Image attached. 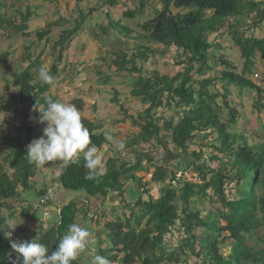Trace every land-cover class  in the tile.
I'll list each match as a JSON object with an SVG mask.
<instances>
[{
  "label": "trees",
  "instance_id": "16d2710c",
  "mask_svg": "<svg viewBox=\"0 0 264 264\" xmlns=\"http://www.w3.org/2000/svg\"><path fill=\"white\" fill-rule=\"evenodd\" d=\"M158 1L162 7L157 9L155 17L140 26L141 31L136 39L144 42L135 46L131 57L123 51L113 59L119 70L138 74L131 93L147 105L138 117L127 115L140 130L125 146L143 144L153 150H138L134 163L108 157L105 174L98 180L85 179L87 170L83 167L82 157L78 163L64 164L57 182L67 193L74 192V198L64 204L56 205L46 189L38 192L31 182L38 167L28 162L26 142L33 140V132L38 125L45 124L39 123V119L30 118L26 110L21 112L22 106L46 107L45 96L57 100L50 93L55 80L48 85L34 78L32 69H38V78L41 68L36 60L39 58L32 59L33 62L15 77L13 86L18 90L2 106L5 112H21L22 119L17 127L18 135L7 137L10 151L4 157V162L12 173L0 165V264H13L18 255L11 249L10 239H16L13 236L9 238L10 229L5 223L15 213L11 201H18L22 192L32 189L40 208L48 210L49 206L54 205L59 212H55L56 217L47 228L40 229L36 235L31 232L25 234L22 241L36 237L49 251L56 247L80 212L90 219H97L100 213V216H105L101 204L108 196H113L120 197L119 202L129 209V215L126 218L117 215L115 219H106L104 230L108 232L109 241L106 249H100L99 253L107 257L110 264H184L190 256L195 258V264H199L200 260L202 264H264V238L258 237L261 228L264 233V142L255 147L243 132L231 131L241 116L239 103L237 105L234 101L231 104L234 95L232 87L240 94L245 91L253 93L255 111H264V79L258 83L251 77L256 55L261 53L264 56V38L246 34L247 30L254 31L264 23V0ZM106 2L110 6L117 4V0ZM172 8L185 11L173 13ZM18 10L20 23L15 24L16 18L12 21L0 15V28L8 24L19 31L26 29L32 14L29 9L26 12ZM133 15L132 11L127 10L123 17ZM86 17L82 12L75 19L73 28L63 30L55 43V47H60L58 59L62 58L65 45L84 27ZM245 20L250 23L247 24ZM109 28L120 30L127 36L132 34L130 29L113 20L102 31L106 32ZM48 31L49 26L47 31L38 34L39 37L48 35ZM214 34L215 40L211 41L210 37ZM226 38L241 54V70L232 60L224 57L227 46L223 40ZM151 43L162 44L164 50L154 48ZM173 47L183 56L174 74L161 73L155 68L150 74L142 75L137 61L145 63L150 55L169 53ZM6 57V53L0 54V63ZM29 60L32 61L31 58ZM49 70L56 78L58 65L53 64ZM212 71H216L217 75L209 76ZM255 75L259 77L258 73L252 76ZM109 79L107 76L104 84ZM216 81L220 83V88L217 85L215 88ZM219 98H222V104L218 103ZM117 99L116 92L113 102H117ZM73 103L82 111V98H76ZM160 107L175 109V115L165 119L162 125L160 118L155 116ZM224 109L228 115L226 121L221 116ZM37 116H40L39 111ZM81 116L90 130L92 143L102 150L110 142L105 138L106 133L101 131L102 126L93 119ZM200 135L209 139L207 143L212 149L209 159L217 161L218 168L203 160L202 148L192 151L183 160V170L193 167L200 173L198 182L177 178L176 172L169 171L170 163L166 164L162 158L154 156L155 150L163 147L167 152L173 149L177 152L176 157L183 159L179 152L188 153L190 142ZM144 160L156 165L152 182L164 183L169 179L157 198L150 194L143 179L137 176L144 169ZM125 182L137 186L139 196L134 202L126 201ZM209 189L212 194L207 192ZM144 194H148V198H143ZM44 196L49 198L46 203L40 204ZM194 198H209L214 205L206 212V217L202 216L205 209L193 205ZM38 206L34 207L36 212ZM4 208H9L12 214H1ZM30 208H23L22 213H27ZM173 229L181 233L180 240L176 245L167 247L165 238ZM251 238L254 239L252 243ZM229 239L232 241L231 251L225 255L221 245ZM73 264H81L80 257Z\"/></svg>",
  "mask_w": 264,
  "mask_h": 264
},
{
  "label": "rangeland",
  "instance_id": "374dc122",
  "mask_svg": "<svg viewBox=\"0 0 264 264\" xmlns=\"http://www.w3.org/2000/svg\"><path fill=\"white\" fill-rule=\"evenodd\" d=\"M12 2V0H8L6 3L5 0L6 7H4V11L7 14L6 16L12 14L16 9L15 7L14 9L7 7L8 4H11ZM34 2V0H21L20 3H23L21 6L22 8H18L23 12H26L28 8L26 6H29L31 8L30 10L37 9L42 11L41 15H35L31 18V20H29V27L24 29L28 30L26 33L28 36L24 39L27 41L28 48H25L24 46V49H27L28 53H32V59L39 58L36 60L39 61L41 67L49 69L55 63L58 65V75L55 78L56 86L52 87L50 90V93L53 96L61 102L71 104H74L73 101L76 98H82L84 107L82 108V111H80L81 115L93 119L97 125L102 126L101 131L103 130V132L110 134L113 137L109 144L100 150L103 155L104 169L106 160L110 156L119 158L120 162L134 163L136 161V153L138 150L143 148L146 150H153L151 148L149 149V145L143 144L132 147L125 146L123 149L117 147L121 140L125 141L126 144V142L130 141L140 130L139 127L134 126L127 115L136 118L139 114L143 113L147 105L143 104L140 98L132 96L131 93V90L136 85L138 74L119 70L113 63V59L117 58L123 51L126 52L128 57L132 56L135 51V46L138 45V43L144 42H138L136 39L141 31L140 26L147 20L155 17L157 9L162 7L161 3L158 0H146L145 2L144 0H117L115 6H110L107 4L106 0H76L77 4L72 7L71 3L73 0H60L58 5H56V0H48L45 6L36 8L33 5ZM90 10L93 11L90 12ZM127 10L132 11L134 15L129 18L123 17L124 12ZM177 11L183 12L185 10L172 8L173 13H176ZM82 12L90 19V21H86L84 27L70 39L65 45L66 48L64 47L66 51L71 49V52L76 53L64 54V52H66L64 51L63 55H61L62 58L58 59L60 47L53 48L55 42L59 40L64 29L73 28L76 25L75 17ZM87 17L86 20H88ZM15 18L20 20L18 15L12 17L11 20L15 21ZM111 20L119 22L124 27H127L132 31V34L127 36L120 30H114L113 28L107 29L106 32L102 31L103 27L108 28V23ZM245 22L247 24L250 23L249 20H245ZM47 26H49V31L47 35L48 39L46 40V38H40L38 34L41 31H47ZM6 27L8 28V32H6ZM6 27L0 28V34L6 35V33H12L14 35V32L16 33V30L11 28L13 26L9 25ZM247 31V35L252 34L255 37L264 38V23L254 31ZM16 36L13 38V44H6V47L0 45V49L2 48V50L4 48L7 50L11 45H16L14 53H12L13 59L9 64V68L8 66L6 67V61L0 64V70L2 68H8L10 72V74L7 75L8 77H6V74L0 75V112H2L0 113V165L2 167L4 166L9 173H12V169H10L7 163L5 164L4 162V157L10 151L7 137L18 135L17 127L21 123L24 110L28 112V116L33 120L39 119V116H37V112L39 111L38 107L29 108L27 106H22V113L18 114L19 118L13 115L12 118L6 121V116L4 115L2 120L3 113L5 114L2 106L3 104H6V99L8 100V98L14 94L13 92H15L13 81L15 77L27 67V64L25 65L26 67L22 66L23 68L20 66L24 61L25 51L23 48H20L23 41L21 42ZM215 36L216 35L214 34L210 37L211 41L215 40ZM6 38L9 39L8 36ZM71 43L73 44V48H71ZM223 44L227 46L225 48L226 53L224 52V57H228L232 60V62L237 65V69L241 70L243 60L240 57V52L234 49L235 46H232L233 43H231L229 38L224 39ZM150 45L159 50H162L164 47L162 44L156 43H151ZM229 45H231V47H229ZM161 53L162 52H159V54L154 56L150 55L145 63L137 61L138 67L142 69V75L150 74L155 68L161 73L174 74V72H176L177 65H179L180 61L183 59L182 54L178 51L176 52L174 47L169 53ZM31 62H33V60L28 61V65L31 64ZM37 70V68L32 69L36 80L39 79L36 77ZM216 71L219 72L220 70L216 67ZM216 71L210 72L209 76H216ZM254 73H258L259 77H253L252 75ZM252 75L251 77L254 78L256 82L262 83V80L264 79V56H262L261 53L256 55V63ZM107 76L110 78L109 82L104 84V79ZM216 85L219 88L221 87L218 81L215 82V88ZM215 88H211V90H214ZM232 90H234V95L231 99V104L233 105L234 101L237 105L239 103L241 106H239L241 116L238 118L237 126L231 131L236 133L243 132L247 136L248 142L256 147L264 142V119L259 117L260 113L256 112L254 109L253 101L255 95L248 91L240 94L238 90L233 87ZM116 92L118 93V99L117 102H113ZM218 103L222 104V98L218 99ZM173 115H175V109H168L167 107H160L155 113V116L160 118L161 125L165 119H168ZM221 116L224 121L228 119L227 111L225 109L222 110ZM255 120L256 122H253ZM45 126L38 125L33 132L32 138H39L43 134V128ZM207 142H210L209 139H206L202 135L196 137L190 142L188 153L179 152V156L183 159L177 158V152L173 151V149L167 152L164 151L163 147L156 149L154 156L157 159L162 158L166 164L170 163L171 167L169 168V171L176 172L177 178L198 182L200 173L193 167H188L183 170V160L188 158L192 151H198L202 148L204 150L203 160L206 159L213 168H218V162L209 159L210 154H212V149L209 148ZM29 143L26 142V146H28ZM64 164L65 163L62 161H52L39 166L35 176L31 178V182L36 188V191L39 192L46 189L49 194L48 196L53 198L52 194L55 195L60 188L63 190L61 185L57 182V177L62 171ZM143 164L144 169L138 172L137 176L143 179V182L146 184L145 188L150 189V194L157 198L160 196L162 189L166 186L165 184L169 179L164 183L152 182V173L156 165L147 160H144ZM19 192L21 194V188L19 189ZM207 192L212 194L211 189ZM65 193L72 197L74 194V192L67 193L66 191ZM79 194L80 193H78V195ZM125 196L127 202H134L139 196L137 186L131 182H125ZM18 198V201H11V207L15 210V213L13 212L14 214L8 221L18 224L12 234L16 240L22 241L25 234L31 232L36 235L40 229L47 228L48 224L56 217L55 212H59L54 206H49L48 210H46L45 207L40 208V205L38 206V200L33 193V189L22 192ZM143 198H148V194H144ZM119 199L120 197L114 198L113 196H108L105 199V203L102 202L101 204V208H103L102 211L105 210L106 212L105 216H100V213L98 214L97 219L85 217L83 212L78 214L75 223L87 228L92 233L94 245V251H85V253L80 256L81 264H91V256L94 254L101 255L99 250L106 249V245L109 241L107 236L108 232L104 230L106 219L114 218L117 215L121 218H126V216L129 215V209L124 208L123 204L119 202ZM195 199L196 198L193 199V205L195 204V206H198L200 209H205L203 210L202 216L206 217V212L212 209L214 205L209 198L203 200L196 199V201ZM28 206L31 207L29 211L27 213H22V209L27 208ZM35 206L39 207L37 212L34 210ZM102 211L99 210V212ZM10 212L9 208L1 210V214L3 215ZM262 231L263 228L259 230L258 237L262 236V238H264V233ZM180 235L181 233L177 229H173L171 234L166 235L165 239L167 247L168 245L169 247L176 245L180 240ZM225 235H227V233ZM249 240L250 243L254 242L253 238ZM231 242L232 241L229 239L227 243L221 245V249L225 255H228L231 251ZM188 260L189 261L184 264H195V258L193 256H190ZM199 264H202L201 260L199 261Z\"/></svg>",
  "mask_w": 264,
  "mask_h": 264
},
{
  "label": "clouds",
  "instance_id": "9594fccd",
  "mask_svg": "<svg viewBox=\"0 0 264 264\" xmlns=\"http://www.w3.org/2000/svg\"><path fill=\"white\" fill-rule=\"evenodd\" d=\"M38 78L48 85H52L55 80L46 67L39 69ZM44 102L46 107L38 106L39 123L46 126L43 134L28 144V162L39 167L52 161L78 163L82 157L83 167L87 170L85 179L98 180L105 174L103 155L92 143L90 130L83 123L78 108L74 104L54 100L51 96H45ZM3 117L4 113L2 120ZM105 138L108 141L113 139L110 134H106ZM117 147L123 149L125 141L121 140ZM5 223L10 229L11 238L18 224ZM10 246L18 254L13 264H73L85 251H94L92 233L77 223L68 226L52 251L36 237L24 241L10 239ZM91 264H110V261L105 256L94 254L91 256Z\"/></svg>",
  "mask_w": 264,
  "mask_h": 264
},
{
  "label": "crops",
  "instance_id": "0c3cea01",
  "mask_svg": "<svg viewBox=\"0 0 264 264\" xmlns=\"http://www.w3.org/2000/svg\"><path fill=\"white\" fill-rule=\"evenodd\" d=\"M7 1L8 0H6V3H7ZM13 2L11 3V4H8V8H13L14 9V7L16 8L14 11H13V13L12 14H9V16H6L7 14H6V12L4 11V7H6V4H5V0H0V15L3 17V18H8V20H11V18L13 17V16H16L17 15V11H19L18 10V8H22L21 6L23 5V3H20V1L21 0H12ZM23 1H26V0H23ZM35 2H34V6L36 7V8H38V7H41V6H45L46 5V3L48 2V0L46 1V0H34ZM27 2H29V1H27ZM60 3V0H58V2H57V0H56V5H58ZM77 4V2H76V0H73V2L71 3V6L72 7H74L75 5ZM26 7H28L27 9H31L29 6H26ZM26 7H24V8H26ZM39 13H38V12ZM30 12H31V14H32V16H31V18H33L35 15H41L42 14V11H39V10H37V9H32V10H30ZM80 14L81 13H79L78 14V16L77 17H75V19L77 18H79L80 17ZM46 17H50V16H46ZM31 18L29 19V20H31ZM88 18V17H87ZM50 21V20H49ZM86 21H90V19L88 18V20H86ZM85 21V22H86ZM20 23V20H17L16 22H15V24H19ZM85 24V23H84ZM6 26H9L8 24L6 25H4V27H6ZM11 26V25H10ZM29 27V21H28V23H27V28ZM3 28V27H2ZM11 28H13V29H15L16 30V33L14 32V35L12 34V33H10V34H8V33H6V35H4V34H0V45H3L4 47H6L5 45L6 44H13L12 43V41L14 40L13 38H14V36H16V38H19L20 40H21V46H20V48H23V50L25 51V53H24V61L20 64V66L22 67H24L26 64V66H28V61H30L29 59L31 58L32 59V56H31V52H27V49H24V46H25V48H28V45H27V41L26 40H24L25 38H26V36H28L26 33H27V31L28 30H21V31H19L18 29H16L15 27H11ZM26 28V29H27ZM6 32H8V28L6 27ZM20 32V33H19ZM9 37V39L8 38H6V37ZM43 38H46V40L48 39V36L47 35H45L44 37H42V39ZM1 39H2V42H1ZM18 39V40H19ZM45 40V41H46ZM73 40V39H72ZM56 43V42H55ZM71 45V48H73L72 46H73V44L71 43L70 44ZM55 46H53V48H54ZM15 48H16V45H11L7 50L4 48L3 50H2V48L0 49V54H5L6 53V55H7V57H6V59L4 60V61H6V67L8 66V68H9V64H10V62H12V59H13V56H12V53H14V50H15ZM66 48V47H65ZM54 50V49H53ZM64 51H66L65 49H64ZM63 51V52H64ZM67 53H76V52H71V49L68 51H66V52H64V54H67ZM30 55V56H29ZM62 55H63V53H62ZM56 56V55H55ZM4 61H2L0 64H2ZM25 66V67H26ZM22 67V68H23ZM8 68H5V69H1L0 70V75L2 74V75H4V74H6V77H8L7 75H9L10 74V72H9V70H8ZM8 70V71H7ZM5 72V73H4ZM56 86V82H55V85L53 86V87H55ZM17 88H15L14 87V90H15V92H17V90H16ZM15 92H13V93H15ZM58 100V99H57ZM6 101H7V99H6ZM7 103V102H6ZM241 107V106H240ZM240 110V109H239ZM264 111H262V112H260V117H262L263 119H264ZM18 114H21V112H17V114H16V112H5V116H6V121H8L10 118H12L13 117V115H15V116H17L18 117ZM16 117V118H17ZM19 118V117H18ZM99 119V118H98ZM253 122H256V120L255 121H253ZM252 122V123H253ZM103 131V130H102ZM53 195V198H52V200L55 202V203H57L56 205H58V204H64V203H66V202H68L69 201V199L70 198H72V196L71 195H67L66 193H65V191L64 190H62L61 188H60V190L58 191V192H56L55 193V195L54 194H52ZM74 198V197H73ZM63 201H64V203H63ZM52 206H54V205H52ZM101 211V210H100ZM98 212H99V210H98Z\"/></svg>",
  "mask_w": 264,
  "mask_h": 264
},
{
  "label": "built area",
  "instance_id": "2783aa9c",
  "mask_svg": "<svg viewBox=\"0 0 264 264\" xmlns=\"http://www.w3.org/2000/svg\"><path fill=\"white\" fill-rule=\"evenodd\" d=\"M255 77H258L257 75H255ZM48 196H44V198L40 199V204L46 203V201L48 200Z\"/></svg>",
  "mask_w": 264,
  "mask_h": 264
}]
</instances>
